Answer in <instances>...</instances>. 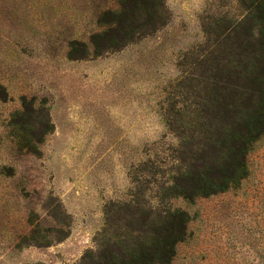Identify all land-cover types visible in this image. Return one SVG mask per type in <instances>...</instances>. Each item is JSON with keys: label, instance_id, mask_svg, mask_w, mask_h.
<instances>
[{"label": "rangeland", "instance_id": "374dc122", "mask_svg": "<svg viewBox=\"0 0 264 264\" xmlns=\"http://www.w3.org/2000/svg\"><path fill=\"white\" fill-rule=\"evenodd\" d=\"M247 1L157 0L149 18L143 0H0V264H80L177 208L169 264H264V134L237 185L162 188L198 144L202 50L214 65Z\"/></svg>", "mask_w": 264, "mask_h": 264}, {"label": "trees", "instance_id": "16d2710c", "mask_svg": "<svg viewBox=\"0 0 264 264\" xmlns=\"http://www.w3.org/2000/svg\"><path fill=\"white\" fill-rule=\"evenodd\" d=\"M143 1L150 2L146 12L152 18L157 0ZM122 2L125 6L126 0ZM222 41L228 45L219 50L214 65L209 51L202 50L198 144L173 183L162 187L174 196L192 200L237 185L248 173L249 151L264 134V0L247 1L245 16L231 25ZM140 218L126 223L131 239L115 234L97 252L87 251L80 264H169L176 244L186 237L188 214L180 208L165 210L159 222L153 219L150 225ZM118 221L112 220L109 228L115 229ZM147 230L152 232L149 238L141 234Z\"/></svg>", "mask_w": 264, "mask_h": 264}]
</instances>
